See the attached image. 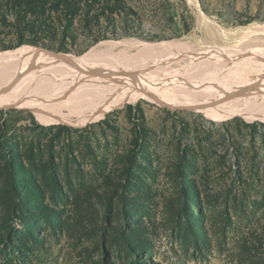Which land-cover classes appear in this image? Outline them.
Masks as SVG:
<instances>
[{
	"label": "rangeland",
	"instance_id": "1",
	"mask_svg": "<svg viewBox=\"0 0 264 264\" xmlns=\"http://www.w3.org/2000/svg\"><path fill=\"white\" fill-rule=\"evenodd\" d=\"M65 1L49 0L36 15L0 0V52L25 46L81 57L127 39L164 44L172 55L181 47L196 56L223 48L234 60L264 59V0H197L196 7L186 0ZM6 107L0 144L21 136L50 144L58 172L39 180L47 189L17 182L13 216V198L0 204V264H264L263 121L220 122L147 99L101 116L52 102L41 114ZM132 141L142 155L129 173L135 180L116 174V188L104 194L90 150L117 169L114 156ZM55 185L69 199L71 188L73 202L48 203L49 192L58 196Z\"/></svg>",
	"mask_w": 264,
	"mask_h": 264
},
{
	"label": "bare ground",
	"instance_id": "2",
	"mask_svg": "<svg viewBox=\"0 0 264 264\" xmlns=\"http://www.w3.org/2000/svg\"><path fill=\"white\" fill-rule=\"evenodd\" d=\"M165 46L126 39L99 43L81 57L25 46L0 52V109L41 114L52 102L101 116L147 99L171 110L203 106L199 111L220 122L235 116L264 122V59L259 65L234 60L223 48L196 56L181 47L172 55ZM133 50L136 59L128 56ZM181 60L187 62L177 69L170 64Z\"/></svg>",
	"mask_w": 264,
	"mask_h": 264
},
{
	"label": "trees",
	"instance_id": "3",
	"mask_svg": "<svg viewBox=\"0 0 264 264\" xmlns=\"http://www.w3.org/2000/svg\"><path fill=\"white\" fill-rule=\"evenodd\" d=\"M49 0H14V7L18 11L25 13L33 12L36 15L44 14L45 3ZM58 3L64 5L65 0H57ZM37 2V3H36ZM129 150L125 151L123 154L114 156L115 162L120 165V168H114L112 170L108 169L107 160L103 156H97L92 150H90V155L93 158V162L98 167V174L101 178L100 185L96 188L104 190V194H108L110 189H115L116 185L112 183V177L116 174L127 177L128 179L135 180V173L129 174L131 169L138 170L137 159L142 157L137 153L136 148L140 143L134 141L131 142ZM133 144H135L133 146ZM0 204L7 203L13 198V209L8 211L7 215L13 216L17 212L18 202L20 200L19 193L17 192V182L28 183L35 189H47L48 185L41 186L39 180L44 178L47 173L52 175L53 179L56 178L57 168L54 165L56 160V152L52 145H43L39 142L28 141L25 137L21 136L15 142H7L0 144ZM74 148L69 150V155L72 156V160L76 163L78 160L73 156ZM46 153L49 155L48 160L45 159ZM65 154L66 155L68 154ZM60 158V157H58ZM69 159H66L68 161ZM49 165V167H48ZM65 172H69V169H65ZM56 186V185H55ZM57 189L58 196L49 192L48 198L46 199L53 207H57L65 202L71 203L75 199L74 191L70 188L71 199H69L66 194L62 191L60 186L55 187ZM63 197L64 200L60 198ZM45 198V197H44ZM43 198V199H44ZM122 203V198H119ZM125 203V202H124ZM131 249V248H130ZM10 256V255H8ZM138 257L134 254V259ZM9 259H11L9 257Z\"/></svg>",
	"mask_w": 264,
	"mask_h": 264
},
{
	"label": "water",
	"instance_id": "4",
	"mask_svg": "<svg viewBox=\"0 0 264 264\" xmlns=\"http://www.w3.org/2000/svg\"><path fill=\"white\" fill-rule=\"evenodd\" d=\"M218 101V99L216 100H213L212 102L208 103V104H205L206 106L207 105H210L214 102ZM11 105H14V104H11ZM203 106H200L199 108L198 107H192V108H187V109H184V110H187V111H198L199 109H201Z\"/></svg>",
	"mask_w": 264,
	"mask_h": 264
}]
</instances>
